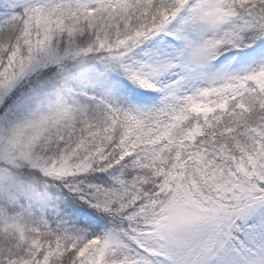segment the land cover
<instances>
[{
  "label": "snow or ice",
  "instance_id": "snow-or-ice-1",
  "mask_svg": "<svg viewBox=\"0 0 264 264\" xmlns=\"http://www.w3.org/2000/svg\"><path fill=\"white\" fill-rule=\"evenodd\" d=\"M0 264H264V0H0Z\"/></svg>",
  "mask_w": 264,
  "mask_h": 264
}]
</instances>
